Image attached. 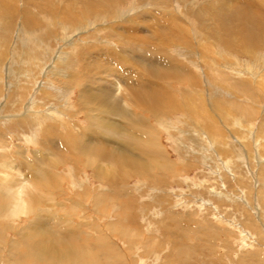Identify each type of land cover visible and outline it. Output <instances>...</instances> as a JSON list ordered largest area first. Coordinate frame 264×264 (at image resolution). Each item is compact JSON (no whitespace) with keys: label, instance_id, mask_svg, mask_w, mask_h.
I'll list each match as a JSON object with an SVG mask.
<instances>
[{"label":"bare ground","instance_id":"obj_1","mask_svg":"<svg viewBox=\"0 0 264 264\" xmlns=\"http://www.w3.org/2000/svg\"><path fill=\"white\" fill-rule=\"evenodd\" d=\"M23 2L26 5L22 6V0H0V66L4 71L8 56L20 60L27 56L19 64L26 69L19 67V75L6 74L8 83L15 78L6 82L7 87L18 91V103L31 85L38 88L32 97L47 91V86L60 93L66 108L42 111L46 103L34 100L23 113L6 117L9 126L32 132L29 141L40 140L44 151L34 153L35 161L25 158L18 164L7 158L0 162V231L12 230L17 236L10 241L0 233V255H4L0 264H126L109 238L133 233L119 227V222H109L104 229L96 222L109 218L117 191L130 194L132 189L124 184L128 179L150 177L160 186L168 173L177 175L176 164L161 146L162 132L186 126L191 131L182 130V139L190 143L204 139L207 149L212 152L213 148L217 156L228 155L224 141L232 138L240 144L242 157L254 142L257 149L264 147L260 144L263 136L260 142L257 139L264 129V111L257 134L248 131V121L264 102V0H131L128 7V0ZM132 12L136 13L133 17ZM57 25L62 32L94 31L92 40L85 36L74 43L83 62L81 70L77 60L66 66L67 89L48 79L62 56L58 51L52 63L48 60L54 51L48 50L45 40L53 36ZM40 26L45 28L37 32ZM103 32H110L132 55L116 49ZM10 35L14 37L9 39ZM102 44L112 46L113 51ZM20 46L26 48L23 53ZM70 57L65 55L60 61ZM35 67L37 72H33ZM89 71L94 76L88 77ZM40 77L44 82H39ZM74 87L78 89L76 104L70 100ZM73 118L79 123L72 122ZM63 163L71 165L75 176L82 174L80 165L92 169L94 178L109 187L99 186L93 192L85 176L80 184L74 179L70 185L92 204L45 201L44 195L61 191L66 178L56 170ZM25 220L27 231L19 230L17 222Z\"/></svg>","mask_w":264,"mask_h":264},{"label":"rangeland","instance_id":"obj_2","mask_svg":"<svg viewBox=\"0 0 264 264\" xmlns=\"http://www.w3.org/2000/svg\"><path fill=\"white\" fill-rule=\"evenodd\" d=\"M130 1L131 0H128L126 7L131 5ZM23 4L26 5L22 0V6H24ZM135 15L136 13L132 12L131 16L133 17ZM42 27L44 26L37 28V32L45 28ZM62 30L63 29L59 25L54 26L52 28L53 36L50 38L48 36V39L45 40L46 43H48V47H50L48 50L54 51L52 54L53 56L55 54L54 57L52 55L49 56L48 60L52 63L58 56V51L62 52V56L59 58L60 60L65 55L69 57L72 56L65 61L56 60V70H51L48 75L49 78H47L51 79V81H53L52 83H55L57 87L67 89L65 87L68 85V81L64 75L67 71L66 66L75 65L77 61H80L81 70L83 62L82 55L74 49V43L77 40L79 41V38H84L85 36L91 37L94 31L90 29L82 34V29L78 31L75 29L68 30L67 32H62ZM14 35L15 41H17L18 36L16 34ZM102 35L108 38L111 44L115 45L116 49L119 48V51L123 50L121 51L123 53L127 52V57L132 55L128 52V49L120 45L121 43L118 42V39L116 40V38L110 37V35H112L110 32H103ZM58 36L63 40L56 39ZM12 37L14 36L10 35L8 38L11 39ZM30 39L32 38L30 37ZM92 39L93 37H91V40ZM21 44L23 43H20V45ZM29 44H32V42ZM102 45L109 48V50L113 51L114 49L112 46ZM21 46L20 51H24L26 48H22ZM73 50H75L74 54L71 52ZM135 51L139 53V50L136 49ZM262 52L264 53V49ZM44 53V51H41L39 54H43L44 56ZM23 58L27 59V56H23L21 60H23ZM13 59L10 56L4 59L6 62L3 64L7 65H4V71L2 66H0V162H7V158H9L11 160H8V162L14 159L13 161L16 160L15 162L20 164L24 163L25 158H29L30 162L35 161L36 157L34 153L38 151L43 152L44 148L40 140H37L36 143L31 140L29 141L28 138L32 137V132H28L25 129H16L6 124L5 122L8 121L6 117H13L12 115L15 116L23 113L25 111V106L32 103L34 100H40V102L43 101L46 103L48 107H43V110L41 108L42 111L54 106H60L59 108L64 109L66 108L64 107L66 103L61 100V95L58 91L51 90V88L47 86L45 87L47 91L45 90V92L37 93L38 95L35 94V96L32 97V94L38 89L37 87H31L32 80L30 87L27 82L28 86L26 85V87L30 89L28 88L27 93L25 92V97L23 96L17 103L18 91L14 88L7 87L8 80L6 74L8 73L11 76L16 73L19 75L20 68L22 69L24 67L26 69V66L19 65L23 63L19 57L14 59L15 64ZM250 60L254 61V59H249L248 61ZM11 62L12 64L9 65V67L8 64ZM83 65L85 64L83 63ZM34 69L33 72H37L36 67ZM52 75H56L57 78L52 77ZM87 75L88 77L94 76V73L89 71ZM2 78H4V80ZM43 78L44 77H40L39 82H44ZM11 81H9V83L15 82V78L12 82ZM14 92H17L15 96L13 94ZM72 92L73 94L70 96V100L76 104L78 89L74 87L72 88ZM48 94L52 97L46 96ZM258 110L261 111H258L259 115L257 114L254 119L248 121L250 126L248 131L250 132L253 129L252 134L254 135L257 134L256 131L258 132L257 122H260V116H262L264 111V102L263 107H258ZM2 118H5L4 122H1L3 121ZM76 120L77 118H73L72 122L76 123ZM173 120L174 123L179 122L176 116H173ZM250 122L255 123L253 124ZM244 127L247 128L246 126ZM179 128L186 132L191 131L186 126L182 127L180 124ZM222 129L225 130V127L223 126ZM17 130L19 131L17 132ZM181 131L177 128L173 130L169 129V131L165 130L162 132L161 138V146L164 148L168 160L172 163L174 162V165L176 164L177 175L172 176L168 173L165 175V184L160 186H155L156 184L153 183L150 177L144 180L138 176L128 179L124 184L132 189L129 190L130 194L122 195L117 191L118 193H116L114 197L116 196L115 198L118 199L116 204L110 207V210H112L109 218L106 217L98 222H96V218L94 221L99 223L98 225H101V227L103 225V227H105L109 222H119V227L122 229L125 227L127 228L126 230L133 233L132 236H128L127 238L121 237L118 234H114V236L109 238V241L111 240L110 242H113L114 247L123 254V259L126 264H264V147L262 148V144H264V129H260V133L257 135L259 142L263 136V143L262 141L260 142L262 146L259 145L260 147L257 149L254 142L248 148L246 147L248 152L246 151L243 157L238 155L240 153L239 150H241L240 144L237 143V141L235 142L232 137L231 140L227 139L224 141L226 144L224 148H227V151H229L228 155L217 156L213 148L208 146L212 152L207 149V142H205L204 139H201V143H190L188 140H184L180 137ZM7 133L9 135H7ZM36 135L37 138L40 137L39 134ZM171 135L174 137L171 138ZM69 167L70 170L68 169ZM83 167L84 166L80 165L82 174H76L75 176V172H71V165L63 163V165L56 170V172H59L58 174L61 178H66L62 184L61 191L56 192L55 190L53 192L54 195L53 193L44 195L45 201H50V203L51 201H64L69 205L71 203L70 200H72L76 204H80L81 202L90 205V198L88 201L83 200L79 197L77 189L70 185L73 183L72 180H79L78 184H80L81 181H84L83 177L88 176L91 184L88 183L87 186L90 185L89 187L93 192L98 191L97 187L99 188V186H104L105 188L109 186L108 183L102 185L100 181L96 180L92 169ZM24 173L28 175L27 172ZM65 173L68 174V177ZM11 175L12 178L16 180L17 175L12 172ZM102 189H100V191ZM114 191H116V189ZM117 194H120V196ZM69 197L72 198L70 199ZM66 200L68 202H66ZM124 213H126L128 217H126ZM118 214L121 215V218L117 216ZM62 215L64 216V214ZM123 216L126 218L124 219ZM93 218L95 217L92 216V219ZM74 220L77 222L76 224H78V218ZM19 224L21 225L18 227L19 230L27 225L26 220L24 223L17 222V225ZM131 229H133V231ZM11 231H0V233H3L2 236L12 241L15 240L17 236L12 233L14 231ZM25 231L27 230L25 229ZM104 231L105 230H103V232ZM1 257H4V255H0V258Z\"/></svg>","mask_w":264,"mask_h":264}]
</instances>
